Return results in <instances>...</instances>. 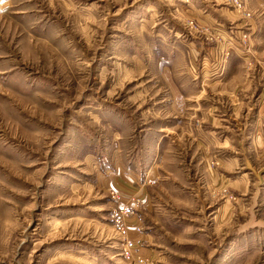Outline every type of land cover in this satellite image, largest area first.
I'll return each instance as SVG.
<instances>
[{
    "label": "rangeland",
    "instance_id": "1",
    "mask_svg": "<svg viewBox=\"0 0 264 264\" xmlns=\"http://www.w3.org/2000/svg\"><path fill=\"white\" fill-rule=\"evenodd\" d=\"M258 19L0 0V264H264Z\"/></svg>",
    "mask_w": 264,
    "mask_h": 264
},
{
    "label": "built area",
    "instance_id": "2",
    "mask_svg": "<svg viewBox=\"0 0 264 264\" xmlns=\"http://www.w3.org/2000/svg\"><path fill=\"white\" fill-rule=\"evenodd\" d=\"M237 7H241V4H235ZM234 48V45H233V43H231V44H229V49H227L226 51H220V54H223V57H224V60H223V62L228 58V56H229V52H228V50L229 51H231L232 49ZM223 62H220V63H218L219 64V66H220V64L221 63H223Z\"/></svg>",
    "mask_w": 264,
    "mask_h": 264
},
{
    "label": "crops",
    "instance_id": "3",
    "mask_svg": "<svg viewBox=\"0 0 264 264\" xmlns=\"http://www.w3.org/2000/svg\"><path fill=\"white\" fill-rule=\"evenodd\" d=\"M183 1H185V0H183ZM254 22H255V21H254ZM261 26L264 27V26L261 24L260 20L258 19V21L255 22L254 27H253V25L251 26L250 30H251L252 32H255V30L258 31L260 28H262ZM261 30H262V29H261Z\"/></svg>",
    "mask_w": 264,
    "mask_h": 264
}]
</instances>
